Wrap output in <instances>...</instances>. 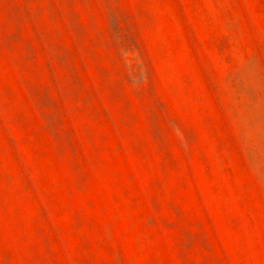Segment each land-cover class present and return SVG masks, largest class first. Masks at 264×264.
Here are the masks:
<instances>
[{"label":"rangeland","instance_id":"rangeland-1","mask_svg":"<svg viewBox=\"0 0 264 264\" xmlns=\"http://www.w3.org/2000/svg\"><path fill=\"white\" fill-rule=\"evenodd\" d=\"M0 264H264V0H0Z\"/></svg>","mask_w":264,"mask_h":264}]
</instances>
